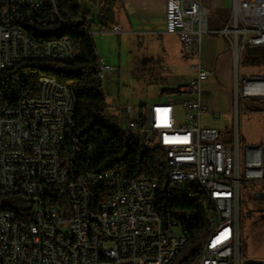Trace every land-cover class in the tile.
<instances>
[{
	"label": "built area",
	"instance_id": "2783aa9c",
	"mask_svg": "<svg viewBox=\"0 0 264 264\" xmlns=\"http://www.w3.org/2000/svg\"><path fill=\"white\" fill-rule=\"evenodd\" d=\"M66 1L0 0V196L22 194L32 208L26 222L10 210L0 211V264H102L98 253L109 254L111 264H169L184 250V234L192 222L200 211L206 216L210 206L194 211L173 207V214H166L158 180L128 178L119 165L92 171L83 160L88 151L84 139L73 134L76 86L40 75L38 90H29L28 72L20 65L80 56L74 40L57 39L56 47H49V40L30 33V24L55 29L45 7L60 2L61 11ZM211 12L201 0H166L165 33L180 36L184 59L197 61L191 64L196 77L176 102L149 105L145 114L114 104L116 110L111 112L109 105V113L124 131L163 148L170 163L166 191L187 198L192 189H185V182L200 180L212 187L219 201V209L213 210H222L220 228L208 247L197 242L195 251H203V260L194 263L242 264V189L264 200V76L239 72L242 53L264 46V0H233L230 18L216 29L207 23ZM80 20L82 30L95 34L93 18L82 14ZM65 26L70 25L65 21ZM111 31L120 33V26ZM104 32L108 29L101 28ZM205 33L221 34L230 45L236 115L241 97L259 100L263 117L258 144L242 146L237 127L229 136L202 124L210 112L201 99L202 82L214 73L199 61ZM97 65L103 79L118 70L104 58ZM58 86H66V93H58ZM56 109H68L75 127L55 117ZM178 173H186V180H178Z\"/></svg>",
	"mask_w": 264,
	"mask_h": 264
},
{
	"label": "trees",
	"instance_id": "16d2710c",
	"mask_svg": "<svg viewBox=\"0 0 264 264\" xmlns=\"http://www.w3.org/2000/svg\"><path fill=\"white\" fill-rule=\"evenodd\" d=\"M89 1L100 8L97 20L91 10L84 9L81 0H67L63 3L61 11L59 8L55 29L30 25L31 32L38 39L68 35L76 42L80 56L71 62L23 63L20 67L28 72L29 90H38V78L43 73L64 83H74L78 113L73 134L83 138L88 147L83 160L87 161L90 169L102 171L119 165L128 178L158 180L161 183L160 204L166 214H173V207L190 211L200 209L206 198L203 191V197L201 196L199 188H190L191 197L187 198H176V191H166L168 187L166 173L170 163L162 147L156 143H146L137 135L115 125L116 117L109 113L107 96L103 90L104 79L100 77L97 65L100 57L94 40L95 34H87L86 30H82L84 24L80 16L86 14L102 27L111 30L115 21L117 0ZM61 17L63 20H60ZM65 21L70 26H65ZM253 48L252 52L258 55L257 63L264 64V46ZM94 193L99 195V191L93 189ZM167 199H170V202ZM64 202L69 204L66 200ZM2 210L12 211L20 221L26 222L32 208L24 195L17 194L0 196V211ZM200 227H202L198 229L200 233L207 230L206 219L201 211L196 221L192 222L190 231L193 232L195 228ZM197 253L198 251H194L193 255L196 256Z\"/></svg>",
	"mask_w": 264,
	"mask_h": 264
},
{
	"label": "crops",
	"instance_id": "0c3cea01",
	"mask_svg": "<svg viewBox=\"0 0 264 264\" xmlns=\"http://www.w3.org/2000/svg\"><path fill=\"white\" fill-rule=\"evenodd\" d=\"M86 1L89 4L84 7ZM201 1L212 11L207 18L208 26L211 29L220 28L230 18L233 0ZM82 4L86 11L91 10L97 20L100 8L98 6V8L92 7L89 0H82ZM165 8L166 0H117L113 23L120 26L121 31L117 34L120 38L131 41L141 49H146L145 59L149 62L152 61L154 55L152 47H157V43H160L163 59L158 66L157 75L165 76V82L160 86L161 98L159 99L165 98V101L158 103L176 102L197 74V70L191 66L197 61H188L183 57L184 48L180 36L165 33ZM101 28L104 27L96 22L95 34H113L111 30L100 33ZM253 49L251 47L242 53L240 76H244L242 74L243 65L258 64V55L252 52ZM100 58L103 59L104 57ZM199 61L204 68L214 72L202 82L201 99L210 111L204 116H213L215 111L232 114L236 107V77L235 60L228 40L221 34L205 33L202 37ZM177 64L181 65L182 68H176L175 71H172L173 69L170 67L173 65L175 67ZM119 74L118 69L114 77L116 78ZM203 117L202 124L204 126L217 127L204 123ZM229 125L228 122L227 129L222 131L229 132Z\"/></svg>",
	"mask_w": 264,
	"mask_h": 264
},
{
	"label": "rangeland",
	"instance_id": "374dc122",
	"mask_svg": "<svg viewBox=\"0 0 264 264\" xmlns=\"http://www.w3.org/2000/svg\"><path fill=\"white\" fill-rule=\"evenodd\" d=\"M86 4L89 3L86 1L84 7H87ZM91 4L92 7H97V5ZM94 40L99 57L106 58V63L116 66L120 71L116 78L104 79L103 90L106 93L111 112L116 110L114 104H118L130 106L134 113L145 114L149 105L165 101V98L159 99L161 98L160 86L165 82V76L157 75L158 66L163 59L160 43H157V47H152L154 55L152 61L149 62L145 59V48L141 49L115 33L95 34ZM170 68L175 71L176 68H182V66L177 64ZM242 74L246 77L264 76V64H245ZM180 98L181 96L178 99ZM258 106L259 100L241 97L238 115H236V111L230 115L226 112L215 111V114L211 115L212 117L204 116L203 121L217 126L221 130H226V125L229 122V133L227 134L231 136L237 127L242 146L244 143L258 144L261 142L263 117L262 112L257 109ZM178 110L181 111L182 117L181 107H178ZM129 133L132 134L131 131ZM208 235L209 230H206L201 232L197 239H194L196 242L190 241L173 264L194 263V260H197V255L193 256L198 246L197 242H202ZM240 237L243 250L242 264H264V200L253 198L247 188L242 189L241 195Z\"/></svg>",
	"mask_w": 264,
	"mask_h": 264
},
{
	"label": "bare ground",
	"instance_id": "6f19581e",
	"mask_svg": "<svg viewBox=\"0 0 264 264\" xmlns=\"http://www.w3.org/2000/svg\"><path fill=\"white\" fill-rule=\"evenodd\" d=\"M59 8L60 2H52V6L45 7V15L48 17V21H55L57 16L59 15ZM30 25H37V24H30ZM30 33L31 30H30ZM37 40H49V47H56V40L57 39H71L68 35L58 36V37H49V38H36ZM72 40V39H71ZM75 61L74 58H66L65 62ZM99 63H103V59H99ZM45 77H53L51 75L43 73ZM55 78V77H54ZM38 84V83H37ZM67 86H75L74 83L68 82ZM58 93H66V86H58ZM55 117H59L62 123L65 124L66 127H75V119L71 117V113L68 112V109H56L55 110ZM118 126V124H115ZM178 180H186V173H178ZM192 187H197L202 189L205 195V201L203 206H210L206 207V228L209 230L208 237L201 242V247H208V240L216 238L217 232H219L220 228V218L222 217V210H213L219 209V201L216 196H213L212 187L211 186H203V182L200 180H191L185 182V189H190ZM172 195V194H171ZM171 214V213H169ZM201 235L200 230L195 229L193 232L187 230V233L184 234V247L194 240L197 239ZM179 255V254H178ZM172 258V262L169 264H173L176 258ZM98 260H101L102 264H111V256L107 253H98ZM197 260H203V251H198L197 253ZM192 264H200V263H192Z\"/></svg>",
	"mask_w": 264,
	"mask_h": 264
},
{
	"label": "water",
	"instance_id": "95a60500",
	"mask_svg": "<svg viewBox=\"0 0 264 264\" xmlns=\"http://www.w3.org/2000/svg\"><path fill=\"white\" fill-rule=\"evenodd\" d=\"M264 102V101H263Z\"/></svg>",
	"mask_w": 264,
	"mask_h": 264
}]
</instances>
